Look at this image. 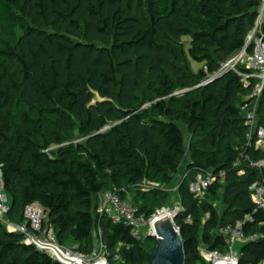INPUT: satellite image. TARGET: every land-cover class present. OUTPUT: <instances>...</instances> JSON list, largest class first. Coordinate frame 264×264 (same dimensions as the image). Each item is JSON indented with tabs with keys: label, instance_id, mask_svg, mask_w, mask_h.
<instances>
[{
	"label": "trees",
	"instance_id": "trees-1",
	"mask_svg": "<svg viewBox=\"0 0 264 264\" xmlns=\"http://www.w3.org/2000/svg\"><path fill=\"white\" fill-rule=\"evenodd\" d=\"M261 4L0 0V21L11 36L10 46L0 49V164L10 219L23 223L25 207L39 202L60 244L76 242L88 249H74L91 254L101 227L111 257L119 254L121 264H152L157 239H138L127 224L100 217L98 194L117 187L150 218L164 206L163 192L130 188L145 180H171L186 154L187 127L191 159L179 192L190 208L175 218L186 264H207L199 251V219L194 226L187 222L202 208L209 214L203 236L209 250L226 251L221 228L252 216L244 230L262 237L242 247L239 264L264 262V211H256L250 191L264 171L249 164L264 155L247 145L243 115L258 80L250 78L246 86L230 70L200 85L236 52L247 47L254 53L248 37ZM186 37L190 44L183 51L179 43ZM184 53L197 61L205 56L207 71H184ZM187 88L192 91L174 95ZM257 116L264 126V91ZM75 131L81 141H74ZM236 161L240 164L233 166ZM211 169L226 171V182L217 180L206 194L216 200L225 185L221 214L189 189L196 172ZM0 264L59 263L0 222Z\"/></svg>",
	"mask_w": 264,
	"mask_h": 264
},
{
	"label": "built area",
	"instance_id": "built-area-1",
	"mask_svg": "<svg viewBox=\"0 0 264 264\" xmlns=\"http://www.w3.org/2000/svg\"><path fill=\"white\" fill-rule=\"evenodd\" d=\"M258 19L254 30L248 37V43L254 42V53L249 55L247 47L242 49L240 54L229 62L223 64L222 68L214 75H210L200 85H207L224 73L232 70L238 73L245 81V85H249V79L258 80L251 96L246 99L247 102L243 107V115L245 125L247 127L246 140L247 145L254 144L255 147L263 152L264 155V126L258 123L257 104L264 91V34L262 25L264 21V0L258 10ZM251 57L246 72L238 68V63L242 59ZM239 161L234 162L233 166H238ZM250 167L264 171V156L258 160L249 159ZM188 174V173H187ZM186 174V176H187ZM226 182V171H215L214 169L207 171H198L189 183V189L194 197L202 200L206 197L208 189L217 181ZM145 180L141 184L144 192L161 190L159 187L147 185ZM253 202L257 210L264 211V177L258 179L250 186ZM121 190L117 187L100 192L98 194L97 212L100 217H108L115 223H125L132 229V234L141 239L151 236L154 233V220L161 215L165 209L158 210L150 218L140 213L139 208L134 205L130 194L126 198H122ZM183 208L176 207L172 211L175 217L183 211ZM12 212V203L9 196L5 192L4 175L2 164H0V222L5 225L8 231L16 232L24 236V243L35 246L39 251L47 254L52 260L59 264H109L111 253L107 249L102 239V229L98 228L97 245L91 254H84L80 251L64 246L57 240L55 230L51 225L48 213L45 207L34 202L24 209V222H11L8 218ZM209 217V215H208ZM252 221V216H247L245 220L238 221L235 224H229L221 228V234L226 238V251L209 250L199 248L200 254L207 264H239L243 256L242 247L259 240L262 236L258 234L248 235L244 230L247 221ZM187 222H191V218H187ZM236 244H240V249L236 250ZM115 262L122 260L119 254L113 255Z\"/></svg>",
	"mask_w": 264,
	"mask_h": 264
},
{
	"label": "rangeland",
	"instance_id": "rangeland-1",
	"mask_svg": "<svg viewBox=\"0 0 264 264\" xmlns=\"http://www.w3.org/2000/svg\"><path fill=\"white\" fill-rule=\"evenodd\" d=\"M19 33H21V32H19ZM10 43H11V36H10L9 32L7 31L6 27L4 26V24L0 21V49L8 48L10 46ZM189 44H190V40H189V38L186 37L183 39V41L181 43H179V46L182 50L184 48L187 50ZM241 51L236 52L229 59L222 62L221 68H222L223 64L229 62L231 59L238 56ZM204 57L205 56H201V59L199 61H197L196 59H194V57H191L188 54L184 53L182 55V61L180 63V66L182 67V69L184 71H186L187 73H189L191 75L194 73H198L200 70L207 71V67H206ZM246 57H247L246 59H242L238 63L239 69H246L249 66V61L251 60V57H248V56H246ZM190 90H191L190 88L180 89V90H177L174 93V95L182 96V94L190 92ZM246 99H247V97H246ZM183 130H184V134H185L186 154L184 155V157L180 161V167H179L178 172L171 175L170 181H166L164 179H153V180L151 179V180H147L148 182L146 183L147 185H151V186L155 185V186L159 187L161 189L160 191L163 192V194L165 196L164 206L159 210H162V209L174 210L176 207L183 208V209H185V208L189 209L190 208L189 200L184 199L180 195V192H179V185L186 179V174L189 171V163H190V159H191L190 158V152H191L190 140L193 138L192 134L189 132V129L187 127H183ZM73 136H74V141H81L83 139V137L80 136L79 131H75L73 133ZM141 185H143V184L140 183L137 185V187L130 188V189H131V191H136V192H140V193L144 192L141 188ZM224 196H225V185L219 190L218 196L216 197V200H214L212 198V196H210V197L207 196L206 198H203L202 200H200V202L205 201V200L211 201L214 204V207L219 212V214H221L225 208ZM139 203L141 204L142 202H139ZM208 215L209 214L202 208L200 211H198L197 213H194L191 216V218H192L191 221H192L193 226L195 225V218L199 219V226L196 227V230H197L199 238H200V247L199 248H202V249H205L207 247L206 244L203 242V236L205 233L204 225H205L206 219L208 218ZM8 219L11 222H13L10 219V216ZM97 240H98V229H97V231L94 232L93 243L95 246L97 245ZM68 246L71 248H76V249H80L83 251H86L88 249L87 246L79 245L76 242H71L70 244H68ZM240 246H241L240 244H236L235 249L236 250L240 249ZM149 247H150V249H152L153 245L149 244ZM113 260H114L113 257L109 258V261L111 264H121L120 262H114ZM260 264H264V262H262Z\"/></svg>",
	"mask_w": 264,
	"mask_h": 264
},
{
	"label": "water",
	"instance_id": "water-1",
	"mask_svg": "<svg viewBox=\"0 0 264 264\" xmlns=\"http://www.w3.org/2000/svg\"><path fill=\"white\" fill-rule=\"evenodd\" d=\"M151 236L157 239L152 264H186L184 241L176 226L175 215L158 216Z\"/></svg>",
	"mask_w": 264,
	"mask_h": 264
},
{
	"label": "bare ground",
	"instance_id": "bare-ground-1",
	"mask_svg": "<svg viewBox=\"0 0 264 264\" xmlns=\"http://www.w3.org/2000/svg\"><path fill=\"white\" fill-rule=\"evenodd\" d=\"M165 214H168V215H174V213L172 212V211H169V210H167V209H165V210H163L162 212H161V216L162 215H165ZM101 264H104V262H102Z\"/></svg>",
	"mask_w": 264,
	"mask_h": 264
}]
</instances>
